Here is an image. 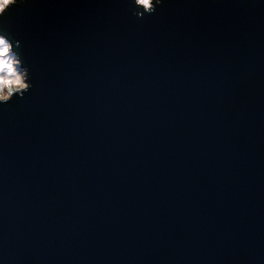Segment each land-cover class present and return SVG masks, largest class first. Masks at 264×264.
Instances as JSON below:
<instances>
[{
  "label": "water",
  "instance_id": "obj_1",
  "mask_svg": "<svg viewBox=\"0 0 264 264\" xmlns=\"http://www.w3.org/2000/svg\"><path fill=\"white\" fill-rule=\"evenodd\" d=\"M18 0L0 105V264H264V0Z\"/></svg>",
  "mask_w": 264,
  "mask_h": 264
},
{
  "label": "clouds",
  "instance_id": "obj_2",
  "mask_svg": "<svg viewBox=\"0 0 264 264\" xmlns=\"http://www.w3.org/2000/svg\"><path fill=\"white\" fill-rule=\"evenodd\" d=\"M17 4L18 0H0V17L5 16ZM131 4L135 9L133 15L143 18L153 14L162 0H131ZM18 46V41H10L0 34V105L11 102L15 97H23L31 88L28 70L15 51Z\"/></svg>",
  "mask_w": 264,
  "mask_h": 264
}]
</instances>
